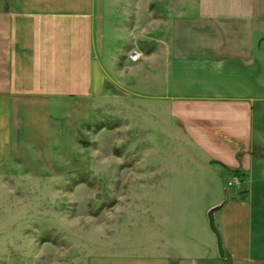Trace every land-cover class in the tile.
Wrapping results in <instances>:
<instances>
[{
  "label": "crops",
  "instance_id": "1",
  "mask_svg": "<svg viewBox=\"0 0 264 264\" xmlns=\"http://www.w3.org/2000/svg\"><path fill=\"white\" fill-rule=\"evenodd\" d=\"M111 1L0 0V164L22 133L21 100L28 107L31 100L49 107L100 100L114 76L128 93L139 92L142 118L163 119L162 137L188 141L193 166L207 174L196 184L224 190L209 207L221 204L215 220L219 212L224 256L190 231L179 247L114 264H264V0H197L195 12L170 19L166 35L123 67L117 61L127 32L113 17L119 44L112 54L104 48L107 7H122ZM232 174L234 191L225 187Z\"/></svg>",
  "mask_w": 264,
  "mask_h": 264
},
{
  "label": "rangeland",
  "instance_id": "2",
  "mask_svg": "<svg viewBox=\"0 0 264 264\" xmlns=\"http://www.w3.org/2000/svg\"><path fill=\"white\" fill-rule=\"evenodd\" d=\"M120 3L115 13L107 7L104 48L117 49L111 19L120 20L127 32L117 61L123 67L130 54L166 35L170 19L195 12L191 3L198 1ZM122 82L112 76L100 100L58 107L20 101L22 133L0 164V264H114L115 257L179 247L190 231L197 244L214 245L219 258L208 213L224 190L209 180L196 184L202 172L183 147L188 141L162 137L163 119L142 118L138 91L128 93ZM28 108L37 115L29 118ZM196 159L205 160L199 149ZM235 177L226 189H237Z\"/></svg>",
  "mask_w": 264,
  "mask_h": 264
},
{
  "label": "water",
  "instance_id": "3",
  "mask_svg": "<svg viewBox=\"0 0 264 264\" xmlns=\"http://www.w3.org/2000/svg\"><path fill=\"white\" fill-rule=\"evenodd\" d=\"M220 208H221V204L212 207L209 210L208 216H209L210 227H211L212 231L214 232V234L216 235V238H217V247L219 250V254H220V256H224V247H223V243H222V237H221L220 230H219L218 226L216 225V220H215V213Z\"/></svg>",
  "mask_w": 264,
  "mask_h": 264
},
{
  "label": "built area",
  "instance_id": "4",
  "mask_svg": "<svg viewBox=\"0 0 264 264\" xmlns=\"http://www.w3.org/2000/svg\"><path fill=\"white\" fill-rule=\"evenodd\" d=\"M142 53L140 51H136L134 54H130L129 58L131 61L137 62L141 59ZM235 182L238 184V178L235 177ZM230 184H234V182H230Z\"/></svg>",
  "mask_w": 264,
  "mask_h": 264
}]
</instances>
